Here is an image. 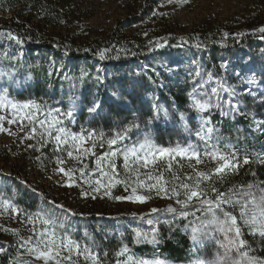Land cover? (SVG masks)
Segmentation results:
<instances>
[{"label": "trees", "instance_id": "1", "mask_svg": "<svg viewBox=\"0 0 264 264\" xmlns=\"http://www.w3.org/2000/svg\"><path fill=\"white\" fill-rule=\"evenodd\" d=\"M156 3L157 0L135 1L133 7L126 8L127 17L123 23L97 31L84 23L92 13L80 0H0V68L11 73L14 79L28 82L15 97L66 107L68 101L73 102L67 97L72 96L76 126L84 125L104 134H109L120 124L121 127L131 123L143 125L153 116L155 102L161 109H167L172 118H161L152 123L153 138L163 145L175 146L179 142L183 146V123L179 114L194 117L197 111L189 107L188 97L183 92L166 89L167 76L163 67L169 61L168 55L176 45L200 62L213 59L210 55L226 57L239 49L251 53L254 43H264V33L259 31L264 27V18L245 10L241 17L221 23L178 25L175 29L169 27L167 21L158 19L153 8ZM8 33L16 36L19 42L9 39ZM157 43L163 47H156ZM101 52L104 59L100 58ZM252 66L255 65L252 63ZM74 81L81 82L76 95L69 89ZM117 94L123 96L124 103L117 100ZM95 101L101 102L102 108L97 113H90L88 109ZM202 116L208 118L218 131L219 148L237 150L241 160L244 155L253 158L252 163L243 165L238 174L226 178L222 190L253 179L264 180V165L255 159L260 151H264V135L246 136L248 120L229 123L212 110L205 111ZM237 123L243 125V135L236 130ZM24 160L35 172L54 167L57 157L52 145L42 146L38 142L27 149ZM17 182L15 178L11 179V184H19ZM161 229L163 226L158 231ZM87 231L93 232L91 227ZM92 235L101 256L112 260L122 245L131 247L135 242L133 234L123 233L121 237L118 234ZM169 238L161 239L158 251L173 261H183L189 252L186 237L179 229H174ZM133 248L140 256L153 252L145 245ZM256 254L264 257V249H258ZM17 259V252L10 247L0 253V264H16Z\"/></svg>", "mask_w": 264, "mask_h": 264}, {"label": "rangeland", "instance_id": "2", "mask_svg": "<svg viewBox=\"0 0 264 264\" xmlns=\"http://www.w3.org/2000/svg\"><path fill=\"white\" fill-rule=\"evenodd\" d=\"M81 4L85 8H89L92 13V17L84 21L86 26L93 30L103 31L112 29L117 26L120 22L123 23L127 17V7H133L135 1L138 0H80ZM154 12L158 19L167 21L169 27L177 28L178 25L190 27L195 26L199 23H221L227 19L233 17H241L245 10L249 13L264 18V0H187V3L183 0H157L154 5ZM179 33V32H178ZM262 40V38H261ZM258 41L254 43L252 52L248 50L239 49L230 52L231 54L223 57L219 54L210 55L208 59L199 61L194 58L190 53L184 51L180 45L174 46V50L168 55L169 61H166L163 67L167 76L166 89L172 88L174 91L183 92L188 97V105L191 103L190 97L193 94V89L196 84L201 80L207 81L203 88L197 89L199 93L207 92L211 95V89L217 86L218 82H224L228 86L236 87L237 91L244 97L241 100L240 113L234 114L228 111V104L230 97L227 93L221 92L220 107L215 106L216 97H212L213 107L208 110L216 111L220 117L227 119L229 123H234L238 119L243 121L248 120L246 124L248 132L251 136H263L264 130H258V126L264 124V43ZM261 43V44H260ZM208 58V57H207ZM252 63L255 66H252ZM161 68V69H163ZM200 72V76L197 77L196 72ZM9 72H5L0 68V92L4 89H8L10 93V99L17 103H24L30 101V98L26 100H20L15 97V94L24 88L28 84L25 80H16L13 75H8ZM209 73L212 74V79L209 80ZM239 74V75H238ZM247 79H253L254 83L249 85L242 83ZM162 87V86H161ZM73 95H76L81 89V82L74 81L70 86ZM251 90L253 95H246L248 90ZM98 91L96 86L95 94ZM167 91V90H166ZM168 93V92H166ZM67 97V99L73 100V98ZM202 100H207L208 96H200ZM32 101V100H31ZM43 110L46 112L50 109L59 108L62 112L72 110L75 112L76 108L72 101H68L66 107H55L51 104H43ZM222 110L227 112V115H222ZM11 109L4 110L0 109V116H5L6 119L0 127V197L9 198L14 203L15 207L23 212V214L13 213L11 210L4 211L0 209V253L6 248L14 249L18 258L27 259L30 264H44L42 260H35L28 256H20L21 250L19 249V242L23 239H27L33 235V225L28 223L26 216L28 214H35L38 211L43 210L48 212L51 210L58 218L59 221L65 223L70 230L71 235L74 239L79 240L81 244L91 243L84 237V231L87 228H92L95 235L98 237H106V235H121L123 233L133 234V229H139L143 232L151 233L153 227L160 228L163 226V230L159 233L158 243L151 242H138L135 238L134 244L129 248L122 245L121 248L127 247L129 252L127 255H131L136 259L140 258H159L166 260L168 264H189L190 259L193 258V243L191 240L190 230H186L183 223L186 225L189 220L193 219L189 217L188 220L173 219L171 214L155 213L149 216L152 208L166 209L169 205L178 207L174 200L161 198L156 195L155 192L148 193L147 191L140 190L141 194L150 195L151 198L145 203H133L127 200L118 201L114 199L116 196H127L131 193V187L125 190L123 183L114 184V186L105 189L100 188L99 192L93 191V188L99 187L95 181L101 179L103 184H108L106 178H102L97 171L96 160L104 152L108 150L107 144L103 147L99 146V137H97V146L93 149L92 153L82 155L81 153L74 152L73 158H69L67 150L56 151V145L52 140H49L47 144L52 145L55 156L64 161L63 165L55 162V166L42 171H33L29 166L25 165L24 154L26 153L29 145L41 142L39 132L43 129H39L38 125L30 124L27 120L23 122L24 127L21 129L20 123H7L8 119H12ZM197 111V110H196ZM207 111V110H205ZM204 112H198L194 117L187 118V126L195 132L204 121H209L208 118L203 117ZM52 116L55 117L56 113L53 111ZM40 119H44L43 116ZM210 122V121H209ZM78 123L74 116L72 118L64 117V126L71 133H81L82 130L92 131L87 126L77 125ZM121 125L111 129L109 134H104L105 137H110L114 134L117 128H121ZM38 128V134L35 139L27 138L31 135L32 127ZM128 126V125H125ZM206 127H212L209 123ZM182 134L181 140H184V145L193 144L196 148L203 152L205 149L204 141L198 140L195 135H189L181 125ZM236 130L239 134L244 133L243 125L237 123ZM215 129V128H214ZM12 133V134H9ZM153 138V134H151ZM143 138V131L130 134L129 138L121 145L117 147H124L125 145L131 146L133 142L141 140ZM154 139V138H153ZM219 139L218 131L212 133L211 144L220 147L217 143ZM154 141L158 145H163L159 140ZM92 141H88L83 144V147L91 146ZM173 146V145H170ZM227 149L229 148L226 144L224 145ZM221 151H228L219 148ZM230 151V150H229ZM259 153H264L260 151ZM77 157H81L77 159ZM118 165L119 176L116 179L121 181L132 180L126 175L125 169L123 168L122 157L116 158ZM191 164L198 167L200 170L205 171L212 167H215L214 162H210L205 159V162L200 165H195V161H191ZM180 165L183 167L181 168ZM26 166V167H25ZM63 167L66 170L73 169L71 178L59 172L58 168ZM85 169V175H81L79 169ZM174 171L179 173L181 176L190 171L189 161L180 160L174 162ZM93 173L92 176H88L87 173ZM15 178L19 183L16 185L11 184V179ZM85 180L90 183H85ZM20 181L25 183L21 184ZM251 182V181H249ZM71 185V186H69ZM132 186H135L134 183ZM106 191L109 192L106 195ZM87 193V195H82ZM51 202V203H49ZM56 205H62L63 208H56ZM64 209L71 210L76 215H68ZM111 216V217H110ZM159 216L160 223H154L149 225L147 220ZM87 218V219H86ZM165 221H172L171 224ZM104 225L107 229L103 228ZM37 231L40 230L42 225L36 223ZM7 229V230H6ZM174 229H179L180 233L186 237L189 248L186 258L183 261H173L166 255L160 253L159 247L161 245V239H170L171 232ZM63 231V229H59ZM163 232V235H162ZM89 233L90 236H93ZM105 233V234H102ZM163 236V237H162ZM250 238V237H248ZM146 246L153 250L152 254L147 256H140L137 251L133 248L135 246ZM120 248V249H121ZM216 252V245L212 241H205V245L201 247L200 255L205 257H212ZM256 254V253H255ZM257 255V254H256ZM104 259L105 264H116L117 259H126L127 257H117L115 254L113 260ZM79 264H85V261L81 259Z\"/></svg>", "mask_w": 264, "mask_h": 264}, {"label": "snow or ice", "instance_id": "3", "mask_svg": "<svg viewBox=\"0 0 264 264\" xmlns=\"http://www.w3.org/2000/svg\"><path fill=\"white\" fill-rule=\"evenodd\" d=\"M183 2L187 3V0H183ZM259 31L264 33V27ZM7 35L9 39L19 42L13 34L8 33ZM156 47H163V45L157 43ZM99 55L101 59H104L103 52ZM195 75L199 77L200 72L197 71ZM96 79L99 80L100 77L97 76ZM211 79L212 74L209 73V80ZM241 82L251 85L254 80L247 79ZM206 83L207 81L201 80L196 84L190 97V108H194L198 112L210 109L213 107V96L216 97L215 106L220 107V94L224 92L230 97L226 102L228 111L234 114H244L240 113L241 100L244 97L236 87L218 82L217 86L211 89V95L207 92H197V89L203 88ZM246 95H253V93L249 89ZM200 96H208V99L202 100L199 98ZM9 97L8 89L0 92V109L13 110L12 119H8L7 123L19 122L21 129L24 127L25 120L30 124L38 125L39 129H43L42 132H39L40 140L43 142L42 146L52 140L56 145V151L67 150L68 157L73 158L74 152L82 155L92 153L97 146V137H99L100 147L107 144L108 150L97 158L96 166L100 177L106 178L108 184H103L101 179H97L95 183L99 187L93 188V191L99 192L101 187L108 189L114 184L123 183L126 191L131 187V193L127 196L114 197L118 201L147 202L151 196L141 194L140 190L148 193L155 192L158 197L174 200L178 207L169 205L163 210L152 208L148 215L166 212L171 214L174 220L193 218L185 225V229L190 230L193 243V258L190 259L189 264H264V257L255 254L258 249H264V180L253 179L246 184H233L222 190L226 178L238 174L243 165L252 163L253 158L244 155L241 160L237 150L221 151L216 145L211 144L212 133L215 129L206 127L210 123L209 121H204L195 132H192L187 126L185 114H179L180 122L184 123V130L190 136L195 135L198 140L204 141L205 149L201 152L191 143L182 146L177 142L175 146L165 147L154 141L150 130L152 123L161 118L165 120L172 118V114L167 109H161L160 105L155 102L152 105L155 109L153 116L143 125L131 123L128 126L117 128L110 137H105L103 132L95 130H82L81 133L69 132L64 126V117L72 118L74 115L72 110L62 112L61 109L55 108L45 112L44 106L35 101L30 100L21 104ZM117 100L124 103L123 96L119 94H117ZM73 103H75L74 98ZM101 108L102 103L95 101L88 111L97 113ZM53 111L56 113L55 117L52 116ZM222 115H227V112L222 110ZM41 116L44 119H40ZM5 119V116H0V124ZM0 130H3L2 127ZM258 130H264V124L259 125ZM134 131H143V138L133 142L131 146L117 147L123 144ZM31 133L27 138L35 139L38 128L32 127ZM88 141H92L91 146L83 147V144ZM120 157L123 159L126 175L132 180V183L129 180L116 179L119 176L116 158ZM80 158L77 157V159ZM177 158L189 161L190 171L185 172L182 176L174 171V162L177 161ZM205 159L214 162L215 167L202 171L191 164V161H195V165L203 164ZM255 159L264 165V153H258ZM57 163L63 165L64 161L58 157ZM180 167L183 166L180 165ZM58 171L71 178V173L74 170L59 167ZM79 171L82 176L85 175V169L81 168ZM87 175L92 176L93 173L89 172ZM252 175L255 177L256 173L253 172ZM20 183L25 182L20 181ZM85 183H90V181L85 180ZM133 183L135 186H132ZM105 194L108 195L109 192L106 191ZM82 195H87V193H82ZM55 207L63 208L62 205ZM0 209L23 214L15 207L11 199L5 197H0ZM63 211L71 216L76 215L71 210L64 209ZM26 220L33 225V235L19 242L21 257L28 256L35 260H42L44 264H79L81 259L85 261V264H105L95 239L86 229L84 237L91 243L81 244L79 240L73 238L68 226L60 222L51 210L48 212L41 210L34 215L28 214ZM160 222L159 216L155 217V220L152 218L147 220L149 225ZM165 222L172 223V221ZM36 223L42 225L39 231L35 227ZM59 229H63V231H59ZM133 232L138 242L158 243L159 241L158 229L155 227L152 228L151 233L139 229H133ZM248 237H251V240ZM205 241H212L216 245V252L210 258L200 255L201 247L205 245ZM253 244L256 245V248L253 247ZM128 252L127 247L121 248L116 253L117 257L126 256L127 258L117 259L116 264H168L166 260L159 258L136 259L127 255ZM16 264H30V261L18 258Z\"/></svg>", "mask_w": 264, "mask_h": 264}]
</instances>
